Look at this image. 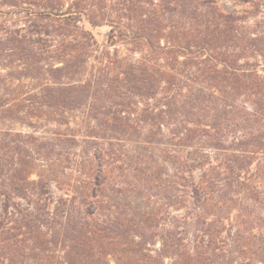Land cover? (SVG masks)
Returning <instances> with one entry per match:
<instances>
[{
	"label": "trees",
	"instance_id": "16d2710c",
	"mask_svg": "<svg viewBox=\"0 0 264 264\" xmlns=\"http://www.w3.org/2000/svg\"><path fill=\"white\" fill-rule=\"evenodd\" d=\"M100 1L106 9L108 0ZM137 3V14L121 17L128 21L125 29L106 14L83 18V4L63 10L61 0H0L13 9L10 14H46L57 27V39L48 31L34 39L0 27V71L6 70L0 88L8 79L45 75L42 94L52 106L78 108L104 97L116 106L90 116L99 130L86 135L84 173L75 177L73 166L66 174L60 160L41 161L33 150L27 161L18 158L11 133L0 132V264H264V219L251 220L248 209L249 202L261 203L264 190V13H225L212 0ZM254 5L264 7V0ZM83 20L91 28H109L107 45L128 42L142 56H96L95 62L106 64L98 77L64 82L82 74L94 51ZM55 52L61 67L34 66ZM16 61L22 67L13 68ZM12 107L3 103L1 115ZM138 130L142 144L128 155L133 172L121 167L125 174L115 183L109 175L114 142H98L95 135L105 131L131 140ZM65 139L57 141L76 143ZM157 147L170 167L156 161ZM36 161L47 167L32 179ZM51 182L66 196L55 206ZM122 191L134 195L125 199L134 208L125 210L123 220L111 197ZM155 199L167 203V212Z\"/></svg>",
	"mask_w": 264,
	"mask_h": 264
},
{
	"label": "rangeland",
	"instance_id": "374dc122",
	"mask_svg": "<svg viewBox=\"0 0 264 264\" xmlns=\"http://www.w3.org/2000/svg\"><path fill=\"white\" fill-rule=\"evenodd\" d=\"M63 10H65L69 5L83 4V8H86V12L83 15V18L93 17L99 18L102 15L106 14V16H110L114 18L116 21L121 22L119 26H125V29L128 27V21L126 19H121V17L125 16L124 14H137L139 12V4L137 1L133 0L136 4H131L125 2V0H108V5L106 9H102L100 0H61ZM86 1V2H85ZM155 1V0H153ZM216 2L217 7L225 12V13H237L248 16H260L259 14L264 13V7L257 8L254 5V1L248 0H212ZM129 9V11L124 9ZM142 4H140L141 6ZM167 4L164 5V7ZM26 7L30 6L33 10L38 11L39 9L32 5H25ZM12 8H8L6 6L1 5L0 11L3 12V15L0 17V27L8 26L14 30H21L24 34L29 36H33L34 39H37L38 33L40 31H48L51 34V38L57 39L54 34V30L57 29L56 25L52 23L50 20H46V14H10ZM262 11L263 13L259 12ZM75 11V10H74ZM160 14H170V11L159 10ZM174 14V13H173ZM252 18V17H251ZM122 20V21H120ZM249 24H252V20L249 19ZM83 27L87 33H89L92 37V40L95 43L94 50L90 55V58L84 64L83 68H81V75H73L69 76L65 79L64 82H86L93 77H98L100 71L105 69L106 64H100L95 62L96 56H107V54L117 53L119 58H125L128 60H139L142 56L141 50L139 51L134 45H130L128 42H119L115 46H109L106 43L107 33L109 28L104 26L91 28L86 21L83 20ZM44 36V35H43ZM36 41V40H35ZM54 45V43H53ZM96 51V52H95ZM57 53H51L52 56L48 61H44L43 64L34 65L37 67L51 68V67H61L63 62L60 58L61 56L56 55ZM47 54L45 53L42 58H46ZM13 68H18V66L22 67V62L16 61L13 63ZM118 71V70H117ZM1 74L5 75L6 70L1 69ZM32 74H36L35 72ZM37 76V75H35ZM43 78L45 75L39 77L38 79L31 78H23L19 81L8 79L6 80L4 86L0 88V132H10L11 136L9 139L14 143L15 146L20 147L19 155L17 157L22 160L27 161V155L32 150L35 151L36 159L41 161L50 160L51 158L56 161L60 160V171L63 170L64 173H69L70 169L68 167L73 166L77 173L74 174L75 177L77 174H83V168L80 164L83 160V152L86 151L89 147L84 142L88 140L86 135L94 134L97 130L96 124L98 121H92L90 116H93L99 112H108L110 108L116 107L114 104V100H108L107 97L99 98V99H89L84 103L81 107L74 108L72 105H57L52 106V100L46 98L42 94V86H43ZM69 79V80H68ZM7 94V95H6ZM6 99V101H5ZM4 100V101H3ZM7 103L8 105H13L12 110L6 114L1 115L2 112V104ZM114 104V105H113ZM6 115V116H5ZM103 121L104 119L101 118ZM103 128H106L103 125ZM94 129V130H93ZM94 131V132H93ZM89 132V133H88ZM138 133L134 136H131L132 139L128 137H114L105 131H101L95 135L98 137H102V139H98L96 137L95 140L98 142H114L115 149L117 150V154L112 161V165L109 167L110 173L109 175L113 176L112 180L114 182L122 181V174H125L124 171L121 170L123 168L131 169L133 172V167L135 166L134 158L130 160V156L136 154L138 146L142 144V138H139L141 135ZM57 138H61L66 140L65 138H74L76 143L68 142V141H57ZM121 138V139H120ZM120 139V140H119ZM71 140V139H70ZM73 141V140H72ZM137 145V146H136ZM163 147H157L154 150V156L156 161H158L159 165H164L166 167H170L162 161V154L159 152V149ZM18 149V148H17ZM32 153V152H31ZM117 155V157H116ZM41 161H36V167L32 171L33 174L31 176L32 179H37L38 171L40 168H46V164ZM129 163V165H128ZM78 166V167H77ZM42 170V169H41ZM165 172V171H164ZM163 172V173H164ZM162 173V172H161ZM80 174V175H81ZM164 178V177H163ZM1 181V180H0ZM74 181H72L73 183ZM49 187L51 190V203L55 206L58 200L61 197L66 198L65 192H61L58 190L57 186L54 182L49 183ZM5 187L0 182V190H5ZM134 196L131 192L122 191V194L111 193V197L114 200V203L119 204L120 210L119 217L122 218L125 215V210L133 209L134 205L129 202H125V199L132 198ZM246 194L243 191H240L239 197L244 199ZM261 203L249 202L250 207L249 213L251 214V220H255L257 216L260 215L262 219H264V190L260 196ZM154 201V205L156 207H162V212L166 211L163 200H152ZM3 200L0 199V212L2 209ZM248 201H244V203L236 204V209L240 210L243 208V204ZM19 205L23 208L26 207L27 204L24 200H18ZM262 204V205H259ZM118 206V205H117ZM123 210V211H122ZM172 212L169 211L168 214L171 215ZM165 215V213H163ZM233 214V213H232ZM167 215V213H166ZM256 216V218H255ZM234 220H230L229 224L234 225ZM226 224H228L226 222ZM227 230L224 231L223 236H227V232L229 231V226H227ZM257 242L260 244L259 240ZM256 243V241L254 242ZM61 256V254H59ZM7 262V261H2ZM27 262V261H26ZM25 264H31L25 263ZM110 264H114L113 261Z\"/></svg>",
	"mask_w": 264,
	"mask_h": 264
}]
</instances>
